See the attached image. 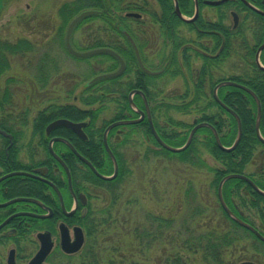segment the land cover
<instances>
[{
	"label": "flooded vegetation",
	"instance_id": "1",
	"mask_svg": "<svg viewBox=\"0 0 264 264\" xmlns=\"http://www.w3.org/2000/svg\"><path fill=\"white\" fill-rule=\"evenodd\" d=\"M6 1L0 0V10L7 6ZM151 1L146 0L143 17L136 12L129 13L138 14V18L128 17L129 13H126V17L129 19L126 23L142 20L143 26L156 27L159 41H156L154 36L150 39L143 35V45L140 51L133 37L126 30L121 29L123 34L126 32L131 37L138 51L136 54L126 38L133 52V58L129 65H126V61L118 52L109 48L119 56L123 64L122 71L110 78L113 80L111 90L118 97L116 103L119 105L121 103L114 120L98 129L95 126V120L91 121V115L81 118V112L87 111L86 109L66 102L46 104L42 109L36 111L31 123L28 119V110L16 117L2 118L6 129L0 128L4 132L0 133V264H30L42 246L39 234H47L52 243L41 264H54L57 252L64 256H72L79 252L67 254L61 249V225L66 227L71 241L76 238L74 229L80 228L85 242V231L81 221L91 214V198L92 196H101L97 187L114 182L119 173L118 154L112 146L111 138L114 135L117 138L121 136L124 133L123 128L138 126L143 127L149 137L152 136L147 110L154 126L155 114L151 105L153 100L156 101V98H153L152 95L157 92L160 96L162 91L161 88L154 91L151 89L157 79L173 74L176 77H184V70H189L191 66L193 86L191 89L184 88L186 99L190 100V90L192 93L197 83L201 82L204 89H208V95L211 96L210 107H215L214 103H216L226 113L232 115L218 103L214 96L216 86L228 82L216 90L218 100L224 106L234 111L238 116L232 107L234 103L240 106L250 104L251 101L246 98L247 94L256 107L255 99L245 90L248 89L254 93L261 108V101L254 91L264 89L262 76L264 70L257 63L258 60L259 64L264 67V48L259 51L260 46L264 44V0H164V3L155 0L159 5L158 8L153 7ZM175 3L181 16L175 11ZM114 25H117V22ZM127 26L130 25L127 24ZM243 27L251 33L252 44L242 31ZM60 31L59 27L56 34H59ZM54 38L59 39V35ZM71 38L72 35L70 43L74 50L88 51L76 48L72 44ZM31 44L33 46L31 51L16 53L4 51L6 63H8V57L13 55L24 57L38 53L39 55L34 57L35 60H32V62L34 61L32 67L36 72L35 79H38L37 76L40 73L42 75L49 74L52 78L62 72L59 69V56H54L51 53V45L48 46V43L39 45L33 42ZM236 44L243 50L238 55L240 65H242L240 67L241 74L226 75L215 79L214 73L221 69L219 68L221 63L227 70L230 69L231 56ZM63 46L66 52L73 56L65 46V34ZM235 54L237 52L233 55ZM103 55L109 56V58ZM95 56H102L111 61L108 68L112 67V70L106 73H114L121 67L119 59L107 54H96L84 58L73 57L84 60ZM215 66L216 70H214ZM88 83L85 87L92 85ZM222 88V93H219ZM231 88L244 93L240 94L237 99L234 95L237 91H233ZM159 101L161 104V100ZM124 105L128 108H125ZM121 108L124 109L123 112ZM92 110L96 109L92 108ZM140 112L143 113L142 117ZM217 112L219 113L218 117L223 121L228 119V116L219 110L210 112L208 117L215 121ZM139 118L141 121L137 123L118 125L107 132L106 142L116 160L118 171L114 179H101L95 171L104 176H110L114 171L113 160L104 145L107 126L114 122ZM59 120L84 125L78 131L63 124L47 129L50 124ZM195 122L199 123L195 120L193 125ZM159 124V131L155 126L154 129L161 138L160 135H164L166 132L161 130L162 125ZM25 127H30L31 131H23ZM24 137L27 139L23 140ZM152 138L154 139L153 136ZM262 149L264 148L261 147L260 150ZM88 185L92 187L91 190L87 188ZM72 211L73 213L68 215ZM34 264H39V262Z\"/></svg>",
	"mask_w": 264,
	"mask_h": 264
},
{
	"label": "rangeland",
	"instance_id": "2",
	"mask_svg": "<svg viewBox=\"0 0 264 264\" xmlns=\"http://www.w3.org/2000/svg\"><path fill=\"white\" fill-rule=\"evenodd\" d=\"M72 1L74 0H7V6L0 10V41L13 43L18 39H27L39 45L48 43V46L51 45V53L54 56H59V69L62 70L60 74L54 75L46 85H43L34 78L36 72L32 67L34 65L32 60H35L34 57H37L38 53L24 57L15 55L8 57V67L0 74V91L8 89L11 97L3 102L4 108L1 111L0 120L5 119L6 116L16 117L28 110V119L31 123L37 110L53 102L72 103L86 110L99 109L95 118V126L98 129L114 120L121 103L120 105L116 103L118 97L115 96L113 90L104 93L105 90H110L111 84L99 83L90 92L84 93L85 85L90 79L97 74L106 73L111 61L102 56L84 60L74 58L64 49L63 38L67 24L62 26L57 12L60 6ZM151 2L153 7L158 8L159 5L155 0ZM127 24L136 32L139 29L144 31L145 38L151 39L154 36L153 38L159 41L156 27L137 26L135 22ZM101 25L99 20L89 21L82 24L73 36L81 43L88 34L93 35L95 32L102 34V28L98 27ZM61 26L62 31L56 34L57 29ZM242 31L252 44L253 39L249 30L243 27ZM55 34L59 35V39L54 38ZM235 47L231 56L230 69L227 70L221 63L219 67L221 69L217 71L215 66V79L226 75L241 74L240 67L242 65H240L238 55L243 50L237 44ZM236 52L237 54L233 55ZM191 69L190 66L189 70H184V77L167 75L157 79L156 84L151 86L152 91L162 89L160 96L157 92L152 95L156 101L153 100L152 104V98L151 106L152 110L154 109L155 120L162 125L163 132H185L191 129L193 122L201 118L203 114L218 110L216 106L210 107L211 96L208 95V89L206 90L208 96L197 101L201 107L189 105L184 108L185 101L189 102V100L186 99L183 90L184 88L191 89L193 86ZM9 78H12L13 81L7 83ZM89 94L100 96L101 99L89 103L84 99ZM159 100H161V104H159ZM170 119L186 124L188 127L172 125ZM122 130L124 133L121 136L117 138L114 135L111 138L112 146L120 159L122 175L113 184H103V186L97 187L101 196H92L91 198L90 212L94 216L100 215V212L114 201L112 211L115 215L114 219L117 220L106 228L101 227L102 231L100 229V233L96 237V251L99 252L100 257L102 255L103 260H107L112 255L111 252L117 255L119 251L115 252V250L122 249L126 254L125 260H133L138 262L137 264H157L161 258L162 244L158 243L142 256L139 250L141 247L132 236V229L140 222L145 213L164 217L180 216L184 211L186 200L190 201L194 198L206 208V215L212 219V223H216L222 216L217 207L218 198L212 184L214 174L211 168H220L222 165L208 153L206 148L200 149V158L205 164L197 165L188 160L182 161L179 157L165 154L162 148L156 145L157 142L146 134L143 127H129ZM23 131L29 132L31 129L25 127ZM197 137L202 139L201 136ZM24 139L27 138L24 137ZM257 166L264 167V161L258 152L253 156L251 163L246 166L245 174L252 173L251 176L259 177L255 172ZM87 188L92 189L89 185ZM188 188H190V192L189 196H186ZM247 217L255 226L259 225L252 210L247 211ZM255 244L258 252L254 250ZM129 249H132V256L126 252ZM263 250V247L249 237L240 242L236 249L229 250L226 253V259L230 263L236 264L239 261L253 258L257 263L264 264ZM81 251L72 256L60 255L57 252L54 264H81ZM183 255L186 257V264H203L198 254L184 253ZM115 259L119 260L116 257Z\"/></svg>",
	"mask_w": 264,
	"mask_h": 264
},
{
	"label": "trees",
	"instance_id": "3",
	"mask_svg": "<svg viewBox=\"0 0 264 264\" xmlns=\"http://www.w3.org/2000/svg\"><path fill=\"white\" fill-rule=\"evenodd\" d=\"M163 1L164 0H158L159 3H164ZM145 2L146 0H74L69 5L65 4L64 6H60L57 15L63 26L64 24H68V22L74 16L83 10L95 9L99 11L98 15L87 17L76 26L72 33V44L79 50H89L99 47L111 48L124 58L126 65H129V62H131V59L133 58V52L129 42L126 40L125 35L121 32V29L126 30L133 37L141 51L144 31L139 29L138 32H136V30L132 29L130 26H127L126 21L129 19L126 17V13L136 12L141 14L143 17L145 14ZM92 20L101 21L102 25L98 27L102 28V34H99L98 32H95L93 35L88 34L84 40L85 42L81 44L75 40L73 35L82 24ZM134 21L137 26H141L143 22L142 20ZM115 22H117V25H114ZM62 26L60 27L61 31L63 29ZM32 47L33 46L31 42L25 39H19L14 44L3 43L0 41V74H2V72L8 67L3 54L4 51L13 53L19 51H31ZM103 56L109 58V56ZM111 70L112 67H110L107 72ZM171 76H175V74ZM262 76L264 79V74ZM37 78L38 79L36 80L38 82L45 85L51 76L49 74L42 75L40 73ZM11 81H13V79L9 78L7 83ZM112 82V79H106L94 83L85 87L84 93L90 92L94 87L98 86L99 83H108L110 85ZM231 89L233 91H237L234 93L237 99H239L240 94L242 95L244 93L234 88ZM222 91L223 88L220 89L219 93H222ZM109 92H111V88L110 90L104 91V93ZM254 92L257 93V96L261 101V122L259 129L261 134L264 136V89ZM206 96V90L202 86L201 82H198L195 90H193L189 95V102H185L186 104L184 103V108H187L189 105L201 107L199 105L200 103L197 101L202 99V97L205 98ZM10 97L11 93L8 91V89L4 90L3 92L0 91V114L4 108L3 101L10 99ZM246 98L251 101L250 104L248 103L245 106H240L234 103L232 107L240 118L242 129L240 141L234 150L225 152L219 149L215 143L212 131L207 127H202L195 132L190 145L184 151L175 153L163 148L162 151L168 156L179 157V159L182 161L188 160L193 164L204 165L205 162L202 160V158H200V149L206 148L208 153L222 165L220 168H211V171L214 174L212 184L214 185L215 192H217V187L220 180L228 174L246 175L256 184L259 189L264 191V167L259 166L256 168V175L259 176L257 178L251 176L253 175L252 173L247 175L244 172L246 166L251 163L256 152L260 153L264 161V149H259L261 147L264 148V146L261 144L255 134L254 124L256 107L250 96L246 94ZM84 99L89 103H94L100 100L101 97L94 94H89ZM214 105L219 111L225 113L228 116V119L223 121L222 118L218 117L219 113L217 112L215 121L211 120L208 117V114H203L201 118L197 120V122H208L209 124L213 125L219 134L221 144L225 147H228L233 143L236 137L237 123L232 115L226 113L223 108L219 107L216 103H214ZM124 106L125 108H128V106ZM98 110L99 109L97 108L96 110L87 109V111L81 112V118L91 115V121H94ZM121 111L123 112L124 109L121 108ZM169 121L172 125L180 127L182 126L183 128L188 127L186 124L176 122L172 119ZM154 126L156 130L159 131L158 124L155 120ZM0 128L6 129L2 119L0 120ZM189 131L190 129L185 132H166L164 135L162 134L160 136L166 144L172 147H180L185 143ZM197 136H201L202 139H198ZM150 137L152 138L151 135ZM156 145L159 146L157 143ZM117 158L120 166L119 156ZM121 175L122 170L120 167L119 173L114 182ZM114 182L109 184H113ZM189 192L190 188L186 190V196H189ZM222 196L224 202L234 215L253 226L261 235L264 236V196L259 195L245 181L237 178L229 179L223 184ZM112 203L106 209L101 211L100 215L94 216L91 213L81 221V225L85 231L86 240L81 249L82 251L80 250L82 254L80 259L81 264L138 263L133 260H125L124 258L126 254L122 249L115 250V252L119 251L117 255H115L114 252H111L112 255L107 260H103V258H101L102 255L100 257L99 252L96 251V237L100 233V229L102 231L101 227L106 228L117 221L114 219L115 215L112 211ZM217 205L222 217H219L216 223H212V219L206 215V208L201 205V203H199L196 198L190 201L186 200L184 204V211L180 214V216L164 217L151 213H145L140 222H138L131 231L135 242L139 247H141L139 249L141 255L143 256V253L154 248L159 243L162 244L163 248L160 256L161 258H159L157 264H186L187 262L186 257L183 255L184 253L198 254L203 264H232L226 259V253L229 250L236 249V247L239 246V243L243 240L251 237L255 243L264 248V243L261 242L253 233L241 227L224 212L218 200ZM248 210L253 211V215L256 216L259 221L258 226H255V224L248 219ZM254 250L258 252L256 244ZM126 252L132 256V249L126 250ZM115 257L119 260H116ZM250 260L256 264H259L253 258L249 259V261Z\"/></svg>",
	"mask_w": 264,
	"mask_h": 264
},
{
	"label": "water",
	"instance_id": "4",
	"mask_svg": "<svg viewBox=\"0 0 264 264\" xmlns=\"http://www.w3.org/2000/svg\"><path fill=\"white\" fill-rule=\"evenodd\" d=\"M175 11L177 12V14L179 16L180 15V12L178 10V6L177 4L175 3ZM99 12L96 11V10H84V11H81L77 16H75L68 24L67 28H66V33H65V46L67 48V50L73 55V56H76V57H89V56H92V55H96V54H107V55H110V56H113L117 59L120 60L119 56L111 49L109 48H98V49H92V50H88V51H85V52H78L76 50L73 49L71 43H70V37H71V34H72V31L74 30L75 26L83 19L87 18V17H90V16H95L97 15ZM128 17H134V18H138L139 15L138 14H135V13H129L127 14ZM126 38L128 39V41L131 43L133 49L135 50L136 54H137V48L133 42V40L131 39V37L126 33L124 32ZM264 48V44L262 46H260L259 48V51H261L262 49ZM258 51V52H259ZM138 56V55H137ZM257 59H258V55H257ZM121 62V67L119 68L118 71L114 72V73H106V74H101V75H98V76H95L94 78H92L88 84H93V83H96V82H99V81H102V80H106V79H110L116 75H118L121 71H122V68H123V64H122V61L120 60ZM257 63L259 65V67H261L263 70H264V67L261 66L257 60ZM146 72H148L147 70H145ZM228 82L226 83H223V84H227ZM223 84H220L218 86H216L215 90H214V96H215V99L218 101L219 104H221L225 109H227L236 119V123H237V135L235 137V140L233 142V144L230 146V147H225L221 144L220 142V139H219V136L216 132V130L213 128L212 125H210L209 123L207 122H201V123H196L193 128L190 130L189 132V135L185 141V143L180 146V147H172L168 144H166L157 134V132L155 131L154 129V126L152 124V121L150 119V116H149V113H148V110H147V115H148V121H149V126H150V130H151V134L152 136L154 137L155 141L160 145V147H162L163 149L165 150H168L170 152H181V151H184L191 143L192 139H193V136L195 134V132L199 129V128H202V127H207L209 128L213 135H214V139H215V143L217 145V147L219 149H221L222 151H225V152H230L232 150L235 149V147L238 145L239 141H240V138H241V134H242V129H241V124H240V119L239 117L234 113V111H232L231 109L227 108L226 106H224L219 100H218V97L216 95V90L219 86L223 85ZM249 94H251L253 96V98L255 99L256 101V120H255V133H256V136L258 138V140L264 145V137L261 135L260 133V129H259V124H260V117H261V108H260V103L258 101V99L256 98V96L254 95L253 92H251L250 90L248 89H245ZM130 102L132 103V100H131V97H130ZM141 114V117L143 116V113L140 112ZM141 121V118L139 119H136V120H124V121H118V122H114V123H111L110 125L107 126L106 130H105V134H104V145H105V148L108 152V154L110 155V157L112 158L113 160V163H114V171H113V174L110 175V176H104V175H101V174H98L96 171L95 173L101 178V179H104V180H111V179H114V177L117 175V171H118V167H117V163H116V160L113 156V154L111 153L108 145H107V142H106V134L109 130H111L112 128L118 126V125H129V124H134V123H137ZM60 124H63L65 126H67L68 128L74 130V131H78L80 130L81 126H83L84 124L80 123V124H75V123H72L70 121H67V120H59V121H56L52 124H50L47 129H50L51 127L55 126V125H60ZM0 133H4L3 131L0 130ZM234 178H237V179H240V180H243L245 181L255 192H257L259 195H262L264 196V191L259 189L256 184L250 180L247 176L243 175V174H228L226 176H224L219 184H218V187H217V198H218V202L220 204V206L222 207V209L224 210V212L233 220L235 221L237 224H239L241 227L249 230L251 233H253L261 242L264 243V236L261 235L258 230H256L253 226H251L250 224L244 222L243 220H241L239 217H237L236 215H234L232 213V211L228 208V206L226 205V203L224 202L223 200V196H222V186L223 184L229 180V179H234ZM72 212L68 213V215L72 214ZM75 233H76V238L74 241H71L68 234H67V230H66V227L64 225H61V243H60V246H61V249L67 253V254H73V253H76L78 252L81 248H82V245H83V242H84V237H83V233L81 231L80 228H75ZM39 239L41 240L42 242V246H41V249L39 250L38 254L36 255V257L30 262V264H34V263H37L39 262V264H41L45 254L50 250V247H51V242L49 240V236L46 234V235H41L39 234ZM237 264H256L252 261H249V260H245V261H241Z\"/></svg>",
	"mask_w": 264,
	"mask_h": 264
},
{
	"label": "bare ground",
	"instance_id": "5",
	"mask_svg": "<svg viewBox=\"0 0 264 264\" xmlns=\"http://www.w3.org/2000/svg\"><path fill=\"white\" fill-rule=\"evenodd\" d=\"M240 119V118H239ZM240 124H241V121H240Z\"/></svg>",
	"mask_w": 264,
	"mask_h": 264
}]
</instances>
